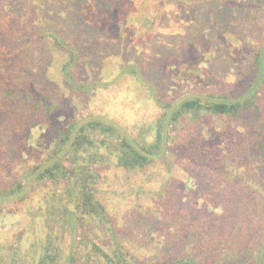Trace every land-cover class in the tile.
<instances>
[{
  "label": "rangeland",
  "instance_id": "rangeland-1",
  "mask_svg": "<svg viewBox=\"0 0 264 264\" xmlns=\"http://www.w3.org/2000/svg\"><path fill=\"white\" fill-rule=\"evenodd\" d=\"M30 2L36 7L29 6ZM10 3L11 10L2 13L0 28L17 39L28 35L31 21L47 26L36 15L40 6L55 17L59 15L66 42L76 41L75 61L79 65V79L86 87L72 92L63 73L68 54L55 50L49 53L41 71L36 70V75L21 76L20 66H12L11 77L1 72L7 87L18 83L32 87L34 92L38 90V96L49 90L63 99L61 109L49 119L37 115L11 116L6 110H13L14 105L8 106L0 91V130L7 132L5 146L0 148L1 179L19 176L25 164L46 154L54 139L55 126L65 128L74 119L99 118L115 125L123 134L137 133L160 113L158 98L176 105L196 95L233 89L246 80L251 56L264 48V0H10ZM33 15L35 18L31 20ZM26 59L30 63V58ZM123 65L133 66L137 74L123 73L120 70ZM182 125L169 127L171 148L165 152L163 166H159L161 174L146 185L140 200L133 196L136 200L128 199L115 213L120 227L129 232L128 237L135 241V236L136 243H143L140 246L145 253L141 255L148 261L167 253L171 245L180 248L210 242L216 239V232L225 234L238 227L235 224L230 230L224 229L229 223L225 215L229 205L224 202L221 187L216 186L221 171H206L186 163L195 150L183 139ZM191 125L197 134L196 128H203L199 122ZM234 128L223 124L203 128L204 154L215 160L223 159L232 148L225 134L229 130L233 133ZM188 134L196 141L200 139L193 132ZM106 169L112 171L113 165L108 164ZM114 185L119 187V183ZM66 187L63 183L51 184L52 190L59 189L60 198L67 196ZM47 190L43 184L35 183V187L28 186L23 192L31 194L29 200L20 198L21 194L0 201V241H21L28 249L37 239L36 234L43 238L51 232L75 253L85 254L93 242L108 249L113 233L100 228L97 220L77 222L71 235L67 223L41 213L42 195ZM184 208L189 218L183 215ZM177 226L182 228L180 232L175 231ZM120 236L125 240V234Z\"/></svg>",
  "mask_w": 264,
  "mask_h": 264
},
{
  "label": "trees",
  "instance_id": "trees-1",
  "mask_svg": "<svg viewBox=\"0 0 264 264\" xmlns=\"http://www.w3.org/2000/svg\"><path fill=\"white\" fill-rule=\"evenodd\" d=\"M29 6L36 7L31 2ZM10 10V0H0V22L3 11ZM36 15L47 26L31 21L28 35L22 38L8 35L0 28V87H4L0 91L8 106L14 105L13 110L5 108L7 114L49 119L61 109L63 99L58 98L62 96L55 97L49 90L38 96V90L34 92L32 87L18 83L7 87L1 76L2 71L10 77L14 75L9 72L12 66H20L21 76L36 75V70L41 71L47 56L55 50L68 54L63 73L72 92L86 87L79 79V65L75 61L76 41L66 42L59 15L55 17L43 6ZM34 18L33 15L31 20ZM26 58H30V63ZM120 70L138 72L128 65ZM158 106L161 108L158 116L137 133L123 134L115 125L99 118H78L65 128L55 126L54 139L46 154L25 164L19 176L0 178L1 202L21 194L20 198L29 200L31 194H23L25 189L41 183L52 192L47 190L42 195L41 213L67 223L71 235L77 222L97 220L100 228L113 233L108 249L93 242L85 254L75 253L66 249L57 235L48 232L43 238L36 234L37 239L28 249L21 241H0V264H264V48L251 56L247 78L237 87L196 95L176 105L158 98ZM195 122L204 129L215 124L235 127L233 133L229 130L225 134L232 148L223 159L215 160L204 154L201 138L206 134L199 127L198 134L194 132L191 124ZM178 123H183L180 130L181 134L185 133L183 139L195 150L186 163L206 171H221L216 186L221 187L224 202L229 205L225 214L229 223L224 229L230 230L235 224L238 227L225 234L213 231L216 239L210 242L190 243L180 248L171 245L167 253L148 261L141 255L145 253L140 246L143 243H136L134 235L135 241L128 237L129 232L120 227L115 213L128 199H135L133 196L140 200L146 185L161 174L159 166H163L165 152L171 148L169 127ZM188 132L200 139L196 141ZM6 133L0 130L1 149L5 146ZM113 136L118 139L114 140ZM108 164L113 165L112 171L106 169ZM52 183L65 184L67 196L60 198L59 189L52 190ZM114 183H119V187ZM187 212L184 208L183 215L189 218ZM181 229L177 226L175 231ZM120 234L126 235L125 240Z\"/></svg>",
  "mask_w": 264,
  "mask_h": 264
}]
</instances>
